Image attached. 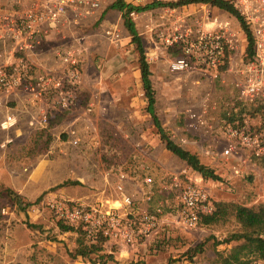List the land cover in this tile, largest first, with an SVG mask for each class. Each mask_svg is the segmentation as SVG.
<instances>
[{
	"label": "rangeland",
	"instance_id": "1",
	"mask_svg": "<svg viewBox=\"0 0 264 264\" xmlns=\"http://www.w3.org/2000/svg\"><path fill=\"white\" fill-rule=\"evenodd\" d=\"M194 7L182 5L173 14L156 8L134 21L150 66L155 69V62H160L155 109L167 134L196 153L220 179L203 177L166 148L148 112L136 44L122 14L107 8L105 14L86 19L78 30L66 28L64 36L54 33L36 52L39 60L45 58L43 65L57 69L61 63L55 56L58 48L77 50L82 76L75 95L79 102L71 109L56 107L50 112L39 111L38 105L36 116L47 112L48 123L33 128L24 125L22 135L3 151L0 264H216L217 251L228 252L237 243H219L240 228L235 218L210 226H184L179 221L175 196L164 188L174 172L187 167L210 190L215 204L258 207L264 202L262 158L244 161L241 155L224 157L218 153L228 145L224 136L229 117L259 126L264 110L238 99L232 76L224 67L199 65L173 70L175 59L189 58L192 53L187 52L185 43L166 46L157 37L159 30L178 17H186ZM216 12L228 16L223 10ZM193 19L189 16L188 22L193 23ZM231 19L233 29L238 30L239 22ZM109 28L119 30V39L106 35ZM247 42L244 37L240 52L231 50L230 54L251 56L246 52ZM193 50L191 63L203 52L200 46ZM43 97L48 103L53 99L51 94ZM73 139L79 143L73 144ZM122 172L129 176L126 191L134 196L137 208L145 205L144 193L153 192L147 204L158 216L159 228L135 244L107 239L100 252L76 255L78 239L83 235L89 239L78 226L61 230L48 200L54 197L93 204L119 199L116 185ZM149 176L153 178L151 184L146 182ZM112 204L120 206L119 201ZM201 243L203 251L193 255L192 249Z\"/></svg>",
	"mask_w": 264,
	"mask_h": 264
},
{
	"label": "built area",
	"instance_id": "2",
	"mask_svg": "<svg viewBox=\"0 0 264 264\" xmlns=\"http://www.w3.org/2000/svg\"><path fill=\"white\" fill-rule=\"evenodd\" d=\"M113 0H0V105L1 96L21 90L31 92L37 99L51 94L55 107L63 110L71 109L78 104L75 95L81 82V73L77 67L78 53L75 49L58 48L55 56L61 62L55 70L42 68L40 71L38 50L54 33L66 28L78 30L83 22L103 13ZM130 4L145 5L153 2L175 3L180 0H126ZM243 18L253 35L254 52L244 58L230 54L231 50L240 52V47L247 35L240 20L225 9L211 3L195 4L186 17H178L157 32L158 39L166 46L185 43L188 53L194 55V48L200 46L202 54L179 57L171 63L173 70H184L203 66L224 67L232 76L238 99L245 103H256L264 110V0H227ZM181 8L164 6L159 9L169 13H177ZM223 10L228 16L222 17L216 11ZM150 11V10H148ZM135 9L129 17L136 20L146 12ZM200 13V14H199ZM199 14V16L197 15ZM194 16L193 23L188 17ZM232 18L236 19L240 28L233 29ZM111 39H119L120 32L116 28L106 30ZM4 104H8L7 101ZM91 110V108H89ZM48 114L43 112L30 121L31 128L45 126ZM19 125V117L15 112L6 111L0 117V149L5 150L16 140L12 133ZM261 129H249L250 123L244 125L234 120L225 122V140L228 145L218 153L224 157H241L244 161L252 157H264V121ZM78 144V139L72 140ZM209 151V150H208ZM116 185L120 195L116 200H99L93 204L79 203L75 200L50 198L48 206L58 221L81 227L87 238L94 241L103 234L110 241L120 244H135L137 241L151 236L160 226L158 216L149 211L147 201L153 192L147 190L143 201L145 205L136 207L134 196L127 193L126 182L129 176L122 172ZM151 184L153 178H146ZM164 188L167 194L176 199L179 221L187 227L199 225L203 216L212 214L215 202L210 190L192 175L187 167L174 172L171 181ZM119 201L120 206L112 203ZM6 212V209H3Z\"/></svg>",
	"mask_w": 264,
	"mask_h": 264
},
{
	"label": "trees",
	"instance_id": "3",
	"mask_svg": "<svg viewBox=\"0 0 264 264\" xmlns=\"http://www.w3.org/2000/svg\"><path fill=\"white\" fill-rule=\"evenodd\" d=\"M192 3H211L235 15L240 20L242 28L247 35L248 44L246 52L247 54H253L254 42L252 32L248 25L244 22L243 18L236 12L233 5L227 0H180L178 2L169 4L153 2L145 5L130 4L126 0H113L108 8L118 10L122 14V17L124 18V24L132 36V42L136 44V48L139 53L142 85L145 95L148 99V112L151 114L158 132L164 139L166 148L177 155L180 159L184 160L189 167L199 172L203 177L219 180L220 177L215 174L214 170L203 164L196 153H192L190 150L176 143L167 134L166 129L160 121L155 109L157 100L156 92L151 79L152 71L150 68V63L147 59L145 48L135 21L129 17V12L133 9L143 12L168 5L171 7H179ZM229 121L234 122V119L229 117ZM240 124L244 125L243 119L240 120ZM249 129L259 130L261 127L260 125H250ZM262 160L264 161V157ZM230 217L235 218V220L240 224V228L230 233L219 243H231L232 241H236L237 243L233 245L228 252L217 251L218 259L216 264H248L251 261L258 259L264 261V202L259 204L258 207H248L233 202H217L215 204L214 212L212 214L203 216L199 225L210 226L219 222H225ZM58 223L61 230L63 231L74 229V226L62 221H58ZM106 240L107 238L101 234L96 238L95 241L90 242L83 235V237L81 236L78 239L76 255L89 256L91 253L100 252L103 249L102 244L105 243ZM192 251L193 255L202 252L203 244H198L192 249Z\"/></svg>",
	"mask_w": 264,
	"mask_h": 264
},
{
	"label": "crops",
	"instance_id": "4",
	"mask_svg": "<svg viewBox=\"0 0 264 264\" xmlns=\"http://www.w3.org/2000/svg\"><path fill=\"white\" fill-rule=\"evenodd\" d=\"M58 33L61 34L62 36L65 35L63 30H61ZM46 41H45L44 45L47 44ZM42 60H45V58H42V56H41V58L39 60V66H41V67H39L38 70L40 71L43 67L46 69H50L47 65L42 64ZM149 63H150V61H149ZM158 63H160V62L159 61L155 62L156 66L160 67V65H158ZM157 67L155 69H153L152 64L150 66L151 71H152L151 79H152L154 89L157 88V85L155 84V82L158 83L157 77L160 75V72H159L160 68H157ZM51 69L55 70L56 68L55 69L51 68ZM1 100L3 101V104L0 105V117H2V115L6 111L15 112L19 117V125L12 132L16 137H19L22 135V133H23L22 128L24 125L26 128H31L30 121L32 120V117L33 118L39 117V116H36V115H38V113L36 114V110H39L40 105H41V107H40L39 111H41V112L42 111H47V112L49 111L50 112V111H52V109L56 108L54 106V104L51 103L53 101L48 103L47 98L42 99V100L37 99L35 97V95L32 94L31 92H27L26 94H24V91H22V89L11 92L8 95L7 94L2 95ZM5 101L8 102L7 105L4 104ZM38 105H39V107H37ZM0 135L4 137L6 134L4 132H0ZM3 151L4 150L0 149V162L3 160L4 155H5V153ZM36 196H38V194L33 195V197H36Z\"/></svg>",
	"mask_w": 264,
	"mask_h": 264
}]
</instances>
